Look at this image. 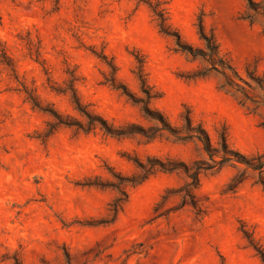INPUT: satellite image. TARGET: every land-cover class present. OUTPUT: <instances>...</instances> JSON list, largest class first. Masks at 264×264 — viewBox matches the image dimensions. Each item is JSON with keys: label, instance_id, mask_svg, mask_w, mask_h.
I'll list each match as a JSON object with an SVG mask.
<instances>
[{"label": "rangeland", "instance_id": "374dc122", "mask_svg": "<svg viewBox=\"0 0 264 264\" xmlns=\"http://www.w3.org/2000/svg\"><path fill=\"white\" fill-rule=\"evenodd\" d=\"M253 1L0 0V264H264L244 233L264 247V183L232 153H264V0ZM68 68L106 125L46 136L53 116L24 86L87 124L51 88ZM119 188L128 200L113 218Z\"/></svg>", "mask_w": 264, "mask_h": 264}, {"label": "trees", "instance_id": "16d2710c", "mask_svg": "<svg viewBox=\"0 0 264 264\" xmlns=\"http://www.w3.org/2000/svg\"><path fill=\"white\" fill-rule=\"evenodd\" d=\"M249 1V5L251 7H253V9L256 10V6L258 5L257 3H255L253 0H248ZM153 10L155 11L156 15L158 16L160 22L159 25L161 27V30L167 34H171L172 30H171V26L166 22V17H165V13L164 10L162 8L159 7V4H157L156 6H153ZM257 11V10H256ZM264 12V11H263ZM178 39H180V34L177 31L173 32ZM204 35V34H203ZM206 39L208 41V47L210 48V50L214 49L213 44H210L209 42V38L206 36ZM214 43V41H213ZM1 57H2V62L7 65L12 71H15V66L13 63L12 58L7 54V52L2 49L1 50ZM104 58L106 56H103ZM139 63H140V70L138 72V77L140 78L141 82L143 85H146V78L144 77V74L142 73V66H143V60L139 59ZM112 67V72L115 73L116 72V66L114 64H111ZM45 71L47 73V68H45ZM68 77L67 79L64 81V85H59L56 82H53V84H51V88L52 90H55L57 92H70L71 93V101L74 105V108L76 110H78L79 112H81L82 114L86 115V117L88 118V122L87 124H84V122L76 119L73 116L70 115H63L62 113L58 112V110H56L52 105H43L42 102L39 100L38 96L35 94L34 90L32 89H28L26 86H24V91L27 94V100H29L31 102V104L33 105V107L38 108L44 112L49 113L50 115L53 116V120H51L48 123V129L46 131V136L51 135L52 133H54L59 126L61 125H65L68 127H77L80 129H84V130H89L90 128H92L96 121L106 125V120L100 116L98 113H95L91 110H89L87 108V105H85L79 94H78V90H77V86L76 83L78 81H80L81 77L80 75L77 73V71L75 69H70L68 68V70L66 71ZM48 80L50 82H52V80L50 78H48ZM113 85L115 87H123V89H127L126 86L124 84H120L119 82H116V77H112L111 78ZM127 91V90H126ZM147 93L150 94V92L147 90ZM161 119H164L163 116H160ZM164 123L165 120H163ZM227 142L223 143V149L227 152L229 150H227L228 148ZM208 150V154L213 157L214 156V152L212 150ZM232 151V150H230ZM234 155L238 156L243 162L247 163L248 165H250L251 168H253L254 170L259 172V176H260V181L262 183H264V153H260L257 154L251 158H247L246 156L244 157L243 155H241L238 152H232ZM229 157L228 156H223L222 160H220L219 162L216 163H220V162H224L226 160H228ZM158 163H160L164 168L168 169V170H172L174 168L173 167H168L166 166V164H164V162H161L158 160ZM142 167L145 169L144 171L147 173L149 171L148 168H145V166H143V164H141ZM209 167H213V165L209 164ZM145 176L142 177H138V178H134V177H121L122 181H132L134 183L140 182ZM194 182L198 183L199 178L197 173L195 172L192 175ZM92 182H89V185H91ZM120 189V193L118 196H116V198L113 200V202L111 203V211H112V217L115 218V216L118 214V212L123 208L124 204L127 202L128 200V192L124 189ZM193 207L196 210L197 214H200L201 212H203V209L196 203L193 202ZM245 236L249 239V241L251 242V244L257 249V251L259 252L262 260L264 261V247L262 245H259L258 243H256L254 241L253 238H251V235L249 234V232L247 230H244Z\"/></svg>", "mask_w": 264, "mask_h": 264}]
</instances>
